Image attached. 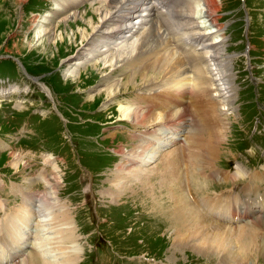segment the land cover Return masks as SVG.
<instances>
[{
    "label": "rangeland",
    "instance_id": "rangeland-1",
    "mask_svg": "<svg viewBox=\"0 0 264 264\" xmlns=\"http://www.w3.org/2000/svg\"><path fill=\"white\" fill-rule=\"evenodd\" d=\"M56 1L0 0V81L6 80L5 77L9 78L7 84L0 85V90L5 91L4 95L0 94V100L18 99L17 101L20 103L19 107L16 108L19 111L12 110L8 116H6V108L0 110V131L3 132L16 127L18 122L23 123L24 121L21 130L26 133L20 132L21 136L24 137L20 143L23 146V141L39 144L37 145L39 148L33 152L24 151L23 148H31L34 145L22 148L18 144H13L11 147L4 145L0 148V219L4 221L7 217L5 213H10L11 209L19 208L21 210V202L30 193L44 192L47 183L43 176L55 173L54 175L57 176L58 180L56 197L53 201L55 208L48 209L47 212L44 210L43 215L45 212H49L50 215L42 217V222L48 229L46 235L53 237L52 235L56 230L55 228L50 229V226L47 225L48 221L53 217H58V214L63 210L68 212L69 221L73 220V223L69 222L68 224V227L71 225L68 228V234L71 235L69 242L63 243L61 240L62 243L47 245V247L58 249L52 253L51 260H59V263L64 261L67 264L70 262L71 264H233L231 263L232 260L223 258L224 253L222 252L205 251L194 246L193 242L179 243L178 239L175 240L174 228L176 227L172 224L176 220L169 215L171 212L167 205L170 202L161 204L162 202L155 200L157 206L155 209L152 207V199L154 198L151 190L152 185H145L144 180H151L159 176L165 155L173 150L181 149L189 131L186 132L182 143L176 147H169L165 152L157 148L154 157L148 159L147 155V160L145 157L141 159L136 156L132 158L133 160L127 158L125 160V156L131 158V155L120 154L121 157L123 156L120 161V157L115 153L116 149L122 147L125 154H130L127 152L133 144H137V138L141 136V129L145 130L143 136L148 138L154 135L152 133L154 130L160 131L161 126L168 123H147L143 127L133 124L134 129H132L131 123L129 124L125 120H122L125 121L123 123H114L119 121L118 107L120 105L130 106L129 102L141 94L145 97L144 104L146 109H150L149 111L174 114L178 109H174V107L179 104V100L174 96L180 97L182 94V91L176 89L178 84H176V88L173 87L172 91H165L164 96H161L160 88L155 91L151 90L150 93L148 89L161 82V79L157 77L162 74L150 71L148 77L157 80L151 82L152 84L145 83L147 85L145 86L142 77H140L141 80L137 79L133 85L137 84L138 87H127L131 96L122 100V104H118L114 96L111 98L106 96L104 94L106 91L103 90L114 84L117 79L124 77L123 74L121 75V69L117 68L120 73L117 70L110 73L108 68L105 70V67L103 68L102 64L98 63V70H96V68H92L96 58H82L81 61L84 64L81 67L72 65L79 58L77 55L81 56L88 52L93 39L88 38L87 41L82 42L80 32L82 30L89 32L90 29L87 24L79 19L74 20L75 22L71 19L67 21L68 13L78 9L77 11L83 14V19L93 18L96 24L98 16L95 14L94 8L99 7L102 2L94 3L96 0H87L78 8L77 6L68 8L62 5L61 0ZM246 2L250 10L243 5L242 0H218L220 7L216 17L221 30L220 33L216 32L212 36V39L219 40L220 38L223 40L220 44L221 49H214L213 52L222 53V58H226L229 62L228 69H230L231 85L233 86V99L230 103V109L224 111L228 124L222 139L226 138L220 145L218 158L212 161L217 166L212 171L219 170L218 167H224L230 175H226V178L217 176L214 178L207 176L202 170L199 171L200 174L198 175L192 169L197 176L192 173L196 177V181L193 182L195 186L193 184L190 186V192H194H192L193 197H197V195L210 199L217 198V196L225 197L232 193H244L247 190L246 184H251L255 188L260 185V189L264 186L263 181L260 182L254 177V173H264V121L262 120L264 118L262 116V114L264 115V103L255 101V99L258 101L264 99V0H246ZM204 19L206 20V18ZM33 20H38L36 22L39 27L34 25ZM243 21L246 26V33L250 22V29L253 30L251 42L254 45L249 44L247 37H245ZM203 24L201 23V25ZM46 28L49 30L48 34L39 37L38 29ZM206 29L211 32L216 30L208 21L206 22ZM220 34L222 36H219ZM92 37L96 38L98 34L95 33L91 35ZM247 47L252 49V56L248 54ZM185 48V46L177 44L173 51L178 56L183 55L189 60V63L193 64L191 61L195 60L190 55H194L195 52L190 47H188L189 51ZM218 50L219 52H217ZM157 60H160L159 55ZM137 62L135 61V63ZM184 64L186 66V63ZM198 66V68H203V62L198 63ZM38 80H44L52 87L56 105L61 110L60 115L62 114L70 121L67 127H64L65 121L52 116L51 113L53 112L49 103L44 99L37 85ZM181 80L182 82L187 81V79ZM189 80L191 81V78ZM199 90L201 92V89ZM97 93L102 95L97 96ZM172 98L174 101L171 100ZM211 100L213 101V99ZM186 102L189 112L195 114L193 112L194 104L189 99ZM26 111L27 113L34 111L41 117L35 136H33L34 125L26 127ZM37 119V116H33L30 119L31 124H35ZM175 120L178 119L175 118ZM114 130L119 131V134L125 138L116 137ZM160 132L163 133V131ZM133 133L135 140L131 138ZM96 134L99 137L92 136ZM19 137L15 136L14 138L18 139ZM70 137L76 141L77 147L73 144L70 147ZM96 139L98 141L93 147V152L99 155L97 158L94 157L95 154L89 155L87 153L92 151L93 141L95 142ZM0 142L4 143L2 135H0ZM158 143L161 145V141ZM51 148H54L58 154ZM13 149L20 150L23 155L22 160L21 158H14L13 153H11ZM46 150L53 151L57 155L56 160L53 161L56 165L53 163V166L51 165L53 168L50 167L48 170L43 164V166L40 165V160H37L38 156L43 154L47 156L46 158L50 157L51 159L52 152H46ZM4 151L6 153H2ZM106 153H108V157H106ZM16 154L18 152H15ZM77 154H80L81 163L84 166L95 171L96 174L92 177V181L94 179L95 182V189L92 187L93 183L90 182L89 172L84 171V169V172H81L80 166L77 165ZM101 158H104L103 161H100ZM19 160L24 161V164L22 165ZM124 162L132 167L123 173L124 180H121L120 183L114 182L113 178H115V173L119 171V164ZM105 165L110 166L104 169ZM62 169L64 171L67 169L66 173L63 174ZM154 169L155 173H152ZM188 170L190 169L182 168V171ZM236 171L239 172V175H235ZM63 175H65V182L62 181ZM252 177L255 179L252 180ZM153 181L156 182V180ZM121 182L125 189L118 196L113 186L116 183L121 184ZM195 192H197L196 196ZM186 193L184 190L183 195L185 196ZM162 194L167 196L165 191H162ZM240 196L241 199H246L247 196L251 197L253 201L258 199L257 192ZM165 200H167L166 197ZM38 203L36 201L34 204L36 210H43L44 206ZM208 216L205 215L206 218ZM209 217L212 218V216ZM221 218L225 219L219 221L212 218L209 224H221L222 229L220 230L229 231L250 221L247 224L251 227V234L245 237L246 240L240 249L241 252L239 250L238 253L246 261H243V264H264V218H260L257 222L246 219L238 222L237 226H233L234 222H229L230 226L222 224L228 220L225 210H223ZM38 219L39 217L33 216L31 226L34 227V223L38 222ZM59 226L61 227V225ZM208 229L204 230L211 234L218 230L216 227H209ZM22 231L28 239L18 237L19 242L28 246L30 251L39 254L40 251L37 252L39 248L36 243L40 232L35 233V229L32 227H25ZM194 232L189 230L184 234L188 237ZM64 244L66 248L62 249ZM44 245L46 246V244ZM75 247L77 249L73 251L80 252V255L76 256L78 260L75 259L77 254L72 252ZM28 251L27 254L19 256V264H22L29 256L30 251ZM69 252H72L71 260L68 257ZM144 254L162 261L155 262L147 258L141 260ZM40 256L44 255L41 254ZM41 258V261L47 260Z\"/></svg>",
    "mask_w": 264,
    "mask_h": 264
},
{
    "label": "bare ground",
    "instance_id": "bare-ground-1",
    "mask_svg": "<svg viewBox=\"0 0 264 264\" xmlns=\"http://www.w3.org/2000/svg\"><path fill=\"white\" fill-rule=\"evenodd\" d=\"M59 1L60 0H57L56 2ZM79 1L82 0H61V3L68 8H75ZM96 2H102L99 7L94 8V12L98 16L96 24L93 18L83 19V14L77 10H72L68 13L67 21L70 19L73 21L79 19L87 24L90 29L89 32L86 30L79 31L82 42L87 41L88 38L93 39L92 46H89L88 52L85 54L83 53L81 56L77 55L79 58L72 65L81 67L84 64V62L81 61L82 58H96L94 63L92 62V68H96V70H98V63L102 64L105 70L108 68V72L110 73L116 70L119 72L117 68L121 69V75L123 74L124 77L117 79L114 84L111 86L109 85L108 88L103 90L106 91L104 94L110 98L119 94L121 90L123 92L129 90V88H127L128 86L138 87L137 84H133L137 79L141 80L140 77H142L144 84L157 80L156 78L148 77L150 71L162 73L161 76L157 77L158 79L160 78L161 81L166 74L169 75L168 82L164 80L165 83L163 82L149 88L148 90L150 93L151 90L155 91L160 88L159 91L161 92V96H164L166 94L165 91H172L173 87L175 86L176 88V84H178L176 89L177 91H182L180 95L184 97L186 95V90L189 88L190 74L187 72L189 69L185 68L183 59H180V56L173 51L169 40L165 36H155L148 27V24L152 28L151 24H155L159 21V34L169 35L170 37H174L177 41L188 37V39H185V44L187 46L189 45L195 52L194 55H190L195 60L191 61L193 62V64L190 63L193 69L189 70L193 72L195 79L193 78L190 82H193V85H195L198 90L201 89V92L199 90L195 96L189 98L194 104L193 112L195 113L193 114L192 128L188 130L189 134L187 135L186 141L183 143V147L178 151L173 150L169 152L168 155H165V158L163 157V163L161 164L163 167L160 168L159 176L151 180H144V182L145 185H152V196H154L152 199V207H154V209L156 208L155 206H157L155 203L157 201L162 202L161 204H168L170 202V204L167 205L171 212L169 215L176 220V222L172 224L176 227L174 228V235H176L174 236L175 240L178 239L179 243L193 242L194 246L205 251L211 250L212 252L214 251V253L222 252L224 253L223 258L225 260L230 259L233 261L231 262L233 264H243L245 260L241 258L238 251L243 246L246 240L245 237L251 234L252 230H250L251 227L249 224L245 223L242 226L226 231L220 230L222 229L220 227L221 224H209V221H211L212 218L216 220L225 219L221 218L222 212L225 210L228 217V220H225V222H233V218L236 217L235 212L240 210L241 204H252L255 209L259 211V208L264 202V193L262 195L259 194L264 191V186L260 189V185H258V187L255 185V188L251 184H246L247 190L245 193L255 194L257 192L258 201H253L251 197L247 196L245 201L240 202L238 201L240 199V194H230L225 197L217 196V198L211 199H198L192 196L194 193L193 191V193L190 192V186L196 181L197 177L193 172L194 170L198 175L200 174L199 171L202 170L207 176L214 173V176H223V178H226L224 170L216 169L212 171L217 168L212 161L218 158L220 145L226 138L224 137L222 139L228 124L224 111L230 109V103L233 99V86L231 85L230 69H228V65L230 64L227 62L226 58H222V53L213 52L214 49H221L220 44L223 41L222 39L220 40V38L219 40L212 39V36L221 30V26L217 23L216 17L220 7L218 0H96L94 3ZM199 18L201 19L198 20ZM204 18H206V20ZM36 21L38 20L32 21L34 25H37ZM207 21L210 25L212 24L216 30L214 29L213 32L207 31ZM201 23L204 24L201 25ZM48 32L49 30L47 28L38 29L37 34L39 37H42L44 35L46 36ZM95 33L98 34V37L91 38V35ZM219 36H222V34ZM88 44L90 45V42ZM108 50H111V52L107 53ZM160 50H163V52H160ZM217 52H219V50ZM158 55L160 60H157ZM135 61L138 62L135 63ZM140 61H143V63H140ZM200 62L204 63L203 68H198V63ZM181 79H187V81H184V83ZM169 82L171 86L168 87L166 85ZM145 86L147 85L145 84ZM198 94L200 95L197 98ZM99 95L102 94H98L97 96ZM144 98V96L138 98L135 107L133 105H120L118 107V119L129 121L132 126L134 124L143 127L147 123L155 124L169 122L175 120V118L179 119L186 112L185 109H183L182 99L179 100L182 109L178 108L174 114L169 115L163 112L149 111V108L146 109ZM211 99H213V101ZM171 100L174 101V98ZM163 129H165L164 125L161 126L160 131H163ZM141 130V136L137 138V144H133L129 152H127L130 154H125L122 147L115 150L118 154L131 155V158L125 156V160L126 158L133 160L132 158L135 156L142 159L144 157L146 158L147 155V158L150 159L154 157V153L157 152L156 149L160 148L158 142L161 141L162 132L158 131V129L154 130L152 132L154 135L147 138V136H143L145 130ZM148 150H150V152H147ZM14 157L18 158L19 155L14 154ZM45 160L49 161L50 158H46ZM15 163L14 165H16ZM131 167H129V164L126 165V162L120 163L118 167L119 171L115 173V178H113L114 182L120 183L121 180H124L123 173ZM184 167L190 170L182 171ZM152 173H155V169ZM192 173L195 174L196 177H194ZM54 174L55 173H50V175L43 177L47 183L44 192L30 193V195L26 197L27 199L25 198L21 202V210L19 208H14L13 210L10 208V213H5L7 217L4 221L0 219V264H3L4 260L9 256L13 257L15 253H18V249L24 246V243L19 242L18 237L28 239V237L24 236L22 231L25 227L34 228L35 233L40 232L38 242L36 243L39 248L37 252L39 253L40 251V253L36 254V252L30 251L28 253L29 256H27L23 262L21 261L22 264H67L63 260H61L63 261L62 263H59V260H51L52 253L58 249L47 247V245L51 243H62L61 240L63 243L71 240V235L68 234V228L71 226L68 227L70 222L68 212L63 210L58 214V217H53L48 221L47 225L50 226V229L55 228L56 230L52 238L50 235H46L48 229L44 222H42V217H46L49 214V212L46 213L47 210L55 208V202L53 201L56 197L58 180L57 176ZM254 174L257 180H264V173ZM235 175H239V172L236 171ZM204 176L207 177L206 175ZM255 178L252 177L251 179L253 180ZM153 180H156V182ZM184 181L185 184L183 185ZM201 181L203 182L204 180ZM114 185L116 186H113L114 189L118 196H120L119 194L125 189L124 184L121 182V184L116 183ZM193 186H195V184H193ZM184 190L189 191V196L188 193H186L185 196L183 195ZM162 191H165L167 196L162 194ZM165 197L167 200H165ZM36 201L39 202V205L41 204L44 206L43 210H36L34 205ZM237 203L239 207L236 209L235 205ZM44 210L46 212L43 215ZM231 210H233L232 213H230ZM205 215L212 216V218L209 216L206 218ZM33 216L39 217L38 222L34 223V227L31 226L33 224ZM260 221L262 223V220ZM59 225H61V227ZM255 225L256 223L254 226ZM57 226H59V228H56ZM209 227H216L218 230L211 234L204 230L206 228L209 230ZM189 230L193 232L197 231L187 237L184 232H188ZM9 244L13 245V247L8 250L6 246ZM44 244H46V246ZM65 248L64 244L62 249ZM76 249V247L72 249V252L77 254L75 257L80 255L79 251H73ZM72 252L68 253L70 260L72 259L70 256ZM41 254L44 256H40ZM41 257L47 260L41 261ZM75 259L78 260L77 257ZM11 264H19L18 258Z\"/></svg>",
    "mask_w": 264,
    "mask_h": 264
}]
</instances>
